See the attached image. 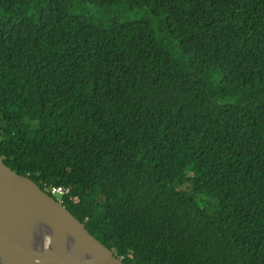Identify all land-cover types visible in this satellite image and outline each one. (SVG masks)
Wrapping results in <instances>:
<instances>
[{
    "label": "trees",
    "instance_id": "trees-1",
    "mask_svg": "<svg viewBox=\"0 0 264 264\" xmlns=\"http://www.w3.org/2000/svg\"><path fill=\"white\" fill-rule=\"evenodd\" d=\"M0 157L124 264H264V0H0Z\"/></svg>",
    "mask_w": 264,
    "mask_h": 264
},
{
    "label": "water",
    "instance_id": "water-1",
    "mask_svg": "<svg viewBox=\"0 0 264 264\" xmlns=\"http://www.w3.org/2000/svg\"><path fill=\"white\" fill-rule=\"evenodd\" d=\"M0 264H124L83 223L0 157Z\"/></svg>",
    "mask_w": 264,
    "mask_h": 264
},
{
    "label": "clouds",
    "instance_id": "clouds-1",
    "mask_svg": "<svg viewBox=\"0 0 264 264\" xmlns=\"http://www.w3.org/2000/svg\"><path fill=\"white\" fill-rule=\"evenodd\" d=\"M56 188H63L65 190H67V192H65L64 194L69 193V190L67 188H64V187H52L51 189H49L50 190V193L47 190H43V189L42 190L44 192H46L48 195H50L52 198H54L56 201H58L60 204H62V201H60V200L57 199V197H59V196L53 193V190L56 189ZM119 259L121 260V258H119Z\"/></svg>",
    "mask_w": 264,
    "mask_h": 264
},
{
    "label": "built area",
    "instance_id": "built-area-1",
    "mask_svg": "<svg viewBox=\"0 0 264 264\" xmlns=\"http://www.w3.org/2000/svg\"><path fill=\"white\" fill-rule=\"evenodd\" d=\"M65 192H67V190H65L63 188H56L53 190V193L58 195V196H62Z\"/></svg>",
    "mask_w": 264,
    "mask_h": 264
},
{
    "label": "rangeland",
    "instance_id": "rangeland-1",
    "mask_svg": "<svg viewBox=\"0 0 264 264\" xmlns=\"http://www.w3.org/2000/svg\"><path fill=\"white\" fill-rule=\"evenodd\" d=\"M45 190H47L50 193V190L49 189H45Z\"/></svg>",
    "mask_w": 264,
    "mask_h": 264
}]
</instances>
